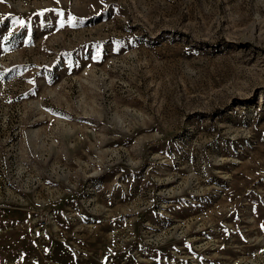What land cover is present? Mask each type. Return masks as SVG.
I'll return each instance as SVG.
<instances>
[{"label": "rangeland", "instance_id": "obj_1", "mask_svg": "<svg viewBox=\"0 0 264 264\" xmlns=\"http://www.w3.org/2000/svg\"><path fill=\"white\" fill-rule=\"evenodd\" d=\"M0 264H264V0H0Z\"/></svg>", "mask_w": 264, "mask_h": 264}, {"label": "snow or ice", "instance_id": "obj_2", "mask_svg": "<svg viewBox=\"0 0 264 264\" xmlns=\"http://www.w3.org/2000/svg\"><path fill=\"white\" fill-rule=\"evenodd\" d=\"M20 23H23V22H20Z\"/></svg>", "mask_w": 264, "mask_h": 264}]
</instances>
